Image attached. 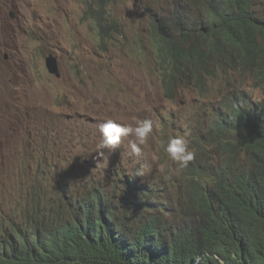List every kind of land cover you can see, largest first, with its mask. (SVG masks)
<instances>
[{"label":"trees","instance_id":"1","mask_svg":"<svg viewBox=\"0 0 264 264\" xmlns=\"http://www.w3.org/2000/svg\"><path fill=\"white\" fill-rule=\"evenodd\" d=\"M92 1L97 34L109 38L118 22L104 9L115 0ZM263 3L172 0L165 17L147 7L166 97L186 85L205 93L220 72L250 76L263 94L254 99L235 84L219 104L196 143L199 153L213 145L218 156L203 164L194 153L179 222L152 203L150 182L136 184L119 167L109 183L80 184L86 175L78 170L72 182L50 186L52 194L39 182L26 203L0 210V264H264Z\"/></svg>","mask_w":264,"mask_h":264},{"label":"rangeland","instance_id":"2","mask_svg":"<svg viewBox=\"0 0 264 264\" xmlns=\"http://www.w3.org/2000/svg\"><path fill=\"white\" fill-rule=\"evenodd\" d=\"M89 3L99 7L92 0H0V210L26 203L39 182L52 194L50 186L57 187L58 179L72 182L78 170L86 175L80 184L109 183L113 170L128 166L129 159L106 149L98 155L94 136L101 142L99 125L108 119L132 128L151 120L145 170L157 175L165 170L178 185L184 168L165 152L166 139L175 134L188 148L193 145L196 132L211 121L215 94L226 88L217 74L210 91L186 85L178 97L165 99L147 7L165 17L172 0L108 2L105 16L118 22L119 31L106 39L97 34ZM188 14L196 23L202 19L198 12ZM50 54L57 57L59 77L47 69ZM215 150L207 146L200 163L217 157Z\"/></svg>","mask_w":264,"mask_h":264},{"label":"clouds","instance_id":"3","mask_svg":"<svg viewBox=\"0 0 264 264\" xmlns=\"http://www.w3.org/2000/svg\"><path fill=\"white\" fill-rule=\"evenodd\" d=\"M89 6L90 5H88V7ZM220 74L222 75L221 77L224 78V84H226V88L225 90L219 91L215 94V99L210 106V111L212 114L211 121L205 125V129H211L213 119L215 118V112L218 109L219 104L225 103L226 100L229 101V99L233 97L232 90L234 89L235 84L241 90L248 92L254 99H260L263 97L262 91L259 88H255L252 85L250 79L248 81H241L243 78L240 79L237 76V73H232V76L230 74L224 75L222 72H220ZM212 81L213 79L211 78L207 81L208 91L211 90H209V87ZM185 87L186 86L183 88ZM191 88L199 92L194 86H191ZM182 92V88L179 89L174 98L178 97V95ZM174 98L170 99L165 96V99L170 101H172ZM192 129H196V124H193ZM205 129H203L201 132L202 139L203 136L207 135V133L204 132ZM174 130L177 132L181 131L177 125H174ZM152 131L153 122L148 119L140 121L135 128L118 123L112 119H108L99 125V132L102 139L101 142H99V136L96 133V136H94V146L99 144L98 147L100 151L98 152V155L101 157L103 156V150L105 149L109 152H116V155H120L118 152L125 153L129 159V165L126 167L119 165L118 168L120 167L122 169H130V173L125 172L124 170L123 171L127 175H135L134 180L136 184L140 183L141 181L150 182L153 184L154 193L152 195V203L159 206L163 216L172 220H175L176 218V221H178L181 219L183 208L187 206L185 196L188 188L189 177L187 173V166L189 165V162L195 158L194 153L196 152L199 154L198 149H196V143L200 134L199 132H196V137L193 139L194 144L189 148L187 146L186 139L183 137H176L174 134L173 136L168 135L169 137L166 139L168 143L164 149L165 152L180 168H184V171L181 169L179 173L181 182L177 185L165 176V170H163L162 175L146 172L145 170L149 156V149L144 144ZM162 163L164 167L165 159ZM118 168L113 170L112 175ZM134 169H136V172H134ZM15 204L16 206L20 205L18 201H15Z\"/></svg>","mask_w":264,"mask_h":264},{"label":"water","instance_id":"4","mask_svg":"<svg viewBox=\"0 0 264 264\" xmlns=\"http://www.w3.org/2000/svg\"><path fill=\"white\" fill-rule=\"evenodd\" d=\"M11 17H13V13H11ZM46 66L49 73L53 74L56 77L60 76L59 64L55 55L50 54L46 57Z\"/></svg>","mask_w":264,"mask_h":264},{"label":"bare ground","instance_id":"5","mask_svg":"<svg viewBox=\"0 0 264 264\" xmlns=\"http://www.w3.org/2000/svg\"><path fill=\"white\" fill-rule=\"evenodd\" d=\"M100 26V25H99Z\"/></svg>","mask_w":264,"mask_h":264}]
</instances>
